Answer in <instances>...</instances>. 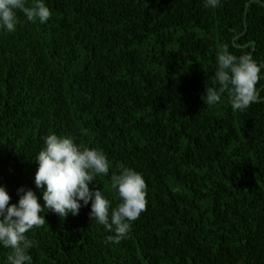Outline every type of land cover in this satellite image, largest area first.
I'll list each match as a JSON object with an SVG mask.
<instances>
[{"label":"trees","instance_id":"1","mask_svg":"<svg viewBox=\"0 0 264 264\" xmlns=\"http://www.w3.org/2000/svg\"><path fill=\"white\" fill-rule=\"evenodd\" d=\"M45 2L46 24L17 12L16 31H0V186L10 204L21 187L40 202L34 158L56 134L105 153L109 175L89 188L112 207L118 164L142 175L147 204L118 244L90 204L45 208L26 233L32 264H264V102L204 103L221 49L264 65V0Z\"/></svg>","mask_w":264,"mask_h":264},{"label":"clouds","instance_id":"2","mask_svg":"<svg viewBox=\"0 0 264 264\" xmlns=\"http://www.w3.org/2000/svg\"><path fill=\"white\" fill-rule=\"evenodd\" d=\"M205 8H216L220 0H202ZM17 12L23 13L28 22L46 24L52 12L45 0H0V31L14 32L18 24ZM264 65H258L249 53L236 56L226 48L216 56V68L212 85L205 88L204 103L216 105L225 93L228 103L237 112H243L251 104L264 102L256 87L261 79ZM44 147L35 156L37 168L33 177L37 194L23 187L17 189L18 201L10 204V196L0 186V248L9 249L6 264H32L29 250L35 241L26 233L43 226L46 221L40 213L46 208L59 217L78 215L82 206L90 204L89 217L104 230L112 233L106 243L118 244L127 236L132 223L146 209L147 185L142 175L118 164L117 172L110 176L114 199L105 197L102 188L89 184L97 176H108L110 162L105 153L97 148H82L68 137L49 134L44 138ZM46 211V212H47Z\"/></svg>","mask_w":264,"mask_h":264}]
</instances>
